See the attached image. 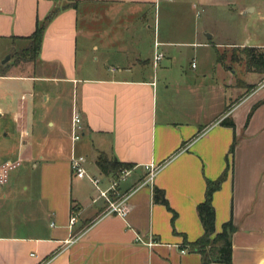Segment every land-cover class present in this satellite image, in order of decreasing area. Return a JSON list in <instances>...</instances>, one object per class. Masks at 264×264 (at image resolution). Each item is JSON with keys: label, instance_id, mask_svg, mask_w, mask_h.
I'll return each instance as SVG.
<instances>
[{"label": "crops", "instance_id": "0c3cea01", "mask_svg": "<svg viewBox=\"0 0 264 264\" xmlns=\"http://www.w3.org/2000/svg\"><path fill=\"white\" fill-rule=\"evenodd\" d=\"M171 1L0 0V165H16L0 183V264H201L200 254L184 245L202 235L197 205L206 182L224 171L211 201L215 233L226 222L234 226L229 264H264V121L254 123L264 107L255 96L264 89L225 112L238 88L216 60L222 43L211 42L212 34L200 42L196 30L191 41L160 40L158 6ZM214 2L176 3L196 16ZM52 11L35 61L14 63L12 55L27 46L36 22ZM174 44L194 48L193 54L205 49L209 68L201 79L184 74L170 87ZM157 53L162 57L155 61ZM6 56L9 62L1 64ZM212 73L220 79L206 85ZM66 91L64 128L52 110L37 112ZM208 97L218 100L209 115L200 109ZM191 103L199 109L192 111ZM74 111L82 132L73 143ZM223 118L234 126L220 125ZM72 154L86 157L83 167L102 191L120 174L102 173L100 155L128 164L129 173L104 198L89 179L71 174ZM148 164L159 169L151 184L140 185ZM155 189L164 203L154 200ZM124 197L125 217L106 214L110 202Z\"/></svg>", "mask_w": 264, "mask_h": 264}, {"label": "rangeland", "instance_id": "374dc122", "mask_svg": "<svg viewBox=\"0 0 264 264\" xmlns=\"http://www.w3.org/2000/svg\"><path fill=\"white\" fill-rule=\"evenodd\" d=\"M176 2L177 0L167 3L161 2L160 6H158L156 23L159 28V39L167 37L174 43L191 41L189 34L191 35L192 31L196 30L199 35L198 41H206L205 33H208L212 34L211 42L222 43V46L217 47L219 61L231 76L233 86L238 88V95L228 100L225 112L229 111L233 105L242 99L257 92L260 93L262 90H257V86L264 79V73L253 75L247 72L244 64L243 47L264 45V0H215L214 3L205 4L203 7H200L203 8V13L199 17L194 16V10H191L189 5L185 3L177 4ZM251 8L254 11L251 12ZM179 15L181 17H178ZM149 23L153 28L154 22L152 21V17L149 19ZM172 49L174 51L172 56L175 55V60H173V64H170L171 67L167 68L170 69L171 88L183 81L184 74L192 76L197 74L199 79L202 78V74H206L209 62L204 48L195 50V56L192 53V50H194L192 47H181L174 44ZM259 52L264 53V47H260ZM195 65L197 69H193ZM157 70L159 74L158 78H161L164 69L159 66ZM209 76H206L205 81L203 80L206 85L209 83L213 84L216 80L219 81L220 79L214 73ZM206 87L202 84V89ZM255 97L256 99L262 98V101L264 100V94H259ZM69 98L70 92L66 91L56 102H48L44 108L39 109L37 114H42L47 109L52 110L56 119L66 128L69 121ZM251 99L252 97L247 98L244 100V103H249ZM202 105L200 109L203 108L207 115L212 113L213 110H218V100L209 99V97ZM190 109L195 111L199 109V106L191 103ZM263 121L264 107L255 116L254 123L260 124ZM259 146L264 148L262 139ZM253 148H258V143H255ZM29 171L34 173L31 169ZM29 190L32 196L36 197V193L31 188ZM96 193L94 192L93 194L96 195ZM4 221L9 222L7 216H5ZM42 225L45 226V221L42 222Z\"/></svg>", "mask_w": 264, "mask_h": 264}, {"label": "trees", "instance_id": "16d2710c", "mask_svg": "<svg viewBox=\"0 0 264 264\" xmlns=\"http://www.w3.org/2000/svg\"><path fill=\"white\" fill-rule=\"evenodd\" d=\"M56 11L50 12L42 21H37L35 29L31 35L27 37V46L12 55L14 63L18 62H34L39 53L43 30L45 25L52 20ZM216 60L219 61L218 51L215 49ZM243 54L245 56V68L247 71L255 72L257 74L264 73V53L259 52V48L243 47ZM255 104L250 113L247 115L249 120L251 113L259 104ZM222 126L233 127V122L228 118H223L220 123ZM233 145L230 146L229 152L232 153ZM99 170L104 174L119 175L123 168H127L128 164H122L115 159H107L100 155L96 161ZM226 176L224 171L219 178L214 181H207L204 193V199L197 205V214L202 225V235L195 241L186 243L187 250L195 252L201 256V264L221 263L229 264L231 260V243L230 236L234 230L231 222L223 224L220 232L215 233L214 230V209L212 206V195L219 189L222 181ZM154 200L165 202L163 192L161 190H154Z\"/></svg>", "mask_w": 264, "mask_h": 264}, {"label": "built area", "instance_id": "2783aa9c", "mask_svg": "<svg viewBox=\"0 0 264 264\" xmlns=\"http://www.w3.org/2000/svg\"><path fill=\"white\" fill-rule=\"evenodd\" d=\"M200 12L201 11H197L196 16H199ZM161 57L162 54L157 53L155 55V61L159 60ZM262 89H264V79L257 86V90H262ZM81 132H82V127H81L80 116L77 112L74 111L72 114V125H71V141L73 143L80 139ZM85 162H86L85 156L72 154L70 157L71 174L78 179H82V178L89 179V181L92 183V185L95 187L96 191L98 192V196L104 198L107 197V193L109 192V190H114L115 187L117 186L118 181L125 179V177L129 173L127 169L121 170L119 178L111 181L110 188L107 191H102L98 187V182H99L98 179L91 177L86 173L83 167ZM15 166H16L15 164H11V163H4L0 165V183L6 180L8 171L15 168ZM145 169L147 173L144 179L142 180V182L140 183V185L151 184L159 167L154 166L153 164H148L145 166ZM106 214H115L122 218L125 217L127 214V208L125 207V197L117 202H110ZM74 222H75V218L71 217L70 224H73Z\"/></svg>", "mask_w": 264, "mask_h": 264}, {"label": "water", "instance_id": "95a60500", "mask_svg": "<svg viewBox=\"0 0 264 264\" xmlns=\"http://www.w3.org/2000/svg\"><path fill=\"white\" fill-rule=\"evenodd\" d=\"M205 37L207 39H210L211 38V35L207 33V34H205ZM8 59H9V56H6L5 59H3V61L1 62V64H6V62L8 61Z\"/></svg>", "mask_w": 264, "mask_h": 264}]
</instances>
